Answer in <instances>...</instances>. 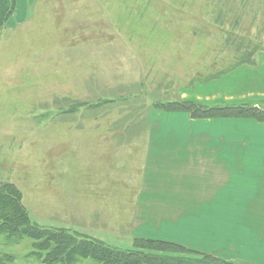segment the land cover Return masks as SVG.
I'll list each match as a JSON object with an SVG mask.
<instances>
[{"label":"rangeland","instance_id":"obj_1","mask_svg":"<svg viewBox=\"0 0 264 264\" xmlns=\"http://www.w3.org/2000/svg\"><path fill=\"white\" fill-rule=\"evenodd\" d=\"M254 48L264 56V0H17L0 27V183L43 227L123 249L166 234V219L133 231L153 111ZM103 183L114 195L95 196ZM100 220L107 227H93ZM33 251L30 238L0 234V264H44Z\"/></svg>","mask_w":264,"mask_h":264},{"label":"crops","instance_id":"obj_2","mask_svg":"<svg viewBox=\"0 0 264 264\" xmlns=\"http://www.w3.org/2000/svg\"><path fill=\"white\" fill-rule=\"evenodd\" d=\"M258 56L253 65H241L181 95L207 105L264 109V56ZM149 128L146 150L141 149L133 231L136 235L139 224L152 221L161 228L166 219L167 232L137 238L165 239L222 260L264 264V121L155 110ZM93 146L108 148L109 158L121 160L107 140ZM102 185L104 191L95 196L114 195ZM104 223L93 227L105 228Z\"/></svg>","mask_w":264,"mask_h":264},{"label":"trees","instance_id":"obj_3","mask_svg":"<svg viewBox=\"0 0 264 264\" xmlns=\"http://www.w3.org/2000/svg\"><path fill=\"white\" fill-rule=\"evenodd\" d=\"M17 0H0V27L14 13ZM261 48L247 49L238 64L253 65ZM166 112H187L191 118L250 117L264 121V109L244 104L207 105L192 99L161 103ZM0 234L7 240L27 237L36 257L45 264H73L90 258L101 264H242L219 259L185 245L158 239L134 238L131 248H119L67 228L43 227L33 222L13 183H0Z\"/></svg>","mask_w":264,"mask_h":264}]
</instances>
